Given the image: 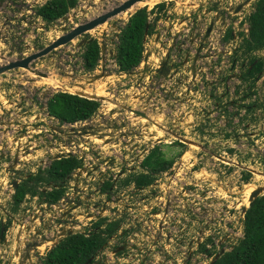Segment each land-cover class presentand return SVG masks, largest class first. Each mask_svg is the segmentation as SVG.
Masks as SVG:
<instances>
[{"label":"rangeland","instance_id":"374dc122","mask_svg":"<svg viewBox=\"0 0 264 264\" xmlns=\"http://www.w3.org/2000/svg\"><path fill=\"white\" fill-rule=\"evenodd\" d=\"M107 1H113L115 4L119 3L117 0ZM164 1L156 0L155 4L147 6L152 8L154 5ZM166 1L169 2L170 18L166 21V15H162V22L158 24L160 30L165 27L171 29L173 27L172 23L180 24V22L185 20L187 12L192 14L191 9L193 8H190L191 6H188V3H186L187 6L185 7L187 9H184V5L179 6L176 5V2H171V0ZM237 1L241 0H195L196 4L200 5L201 3L203 7L208 6L211 8L210 6L216 5L219 12H223L224 8ZM39 2V0H0V36L2 33L8 38L7 41L0 40V54L11 58H18L21 56L20 53L31 54L33 51L40 49L44 43L56 39L57 36L63 33L62 29L64 27L71 29L76 24L85 22L88 18L94 16L93 14L97 13V9L101 4L107 5V3L98 0H80L79 5L71 11L68 19H60L57 23L51 25L36 24L33 31L34 35H29L31 31H25L23 23L28 26L37 23L31 9H34ZM255 3L256 0L247 6L240 16L237 15L236 19H233L238 45L242 40L240 33L243 32L240 31H245L246 28H249L248 18L254 11ZM143 7H146V5L141 4L137 10ZM181 11L182 14L179 21L178 14ZM123 18L125 19L126 17L115 18L108 23L109 25L105 24L100 29L90 33V35L98 39L102 45L110 43L109 39L115 41L114 30L125 24ZM170 24L172 25L171 27ZM35 35L36 38H33ZM67 48L65 46L60 49L62 51L44 57L45 60L42 58L34 66L43 71L53 72L55 74L54 77L67 84L68 82L87 81L89 75L86 76L80 73L81 53L70 57L68 53L65 54L64 52ZM255 52L256 56L264 58V48L255 50ZM57 54L60 55L57 56ZM61 56H63V59L60 58ZM248 56H241L239 63L246 60ZM95 74H100V72ZM210 77V80L204 84L205 87H201L202 90H198V87L193 88L197 92L191 97L189 102H186L187 91L183 86L176 90V102L175 95H167L165 87H159L156 90L152 89L149 93L144 92V85L140 82V85L137 84L140 78L138 79L135 74L124 78L118 75V77L114 76L87 86L92 88V90L98 85L103 86L105 96L107 95L122 106L134 109L143 107L139 103V94L145 93L155 97L153 99L159 106V113L155 114L152 109L149 110V116L153 123L156 122L155 124H151L152 122L147 119L134 117V115L128 114L122 108V115L115 114L112 116L110 115V110L119 108L107 102L101 103V109L92 119L95 125H98L100 121L107 124H111L114 121L120 124L124 120L127 123V127L133 129L138 138L141 139L142 146L139 149L138 158H135V150L128 153L131 166L127 167L125 165L127 174L129 169L132 170V175H138L144 171L148 172L146 168L139 165V161L147 155L149 149L153 146L158 145L165 156L173 160L170 169L156 174L153 184L141 193H136L130 190L131 187H129V189L121 188L111 195V198H120L125 202L139 201L141 198L145 200L139 205L137 212L125 211L124 214H121L116 211L117 206V208L115 207L116 209L113 208L114 205H110L111 208L108 207L107 210L108 219L119 220L120 216H122L123 227L127 226L129 222L130 225L137 227L136 233L140 232L138 237L132 233H127L124 237L110 240V242L114 243L116 239L118 244L128 240V243L133 244L134 253L132 257L130 256V259L134 258L135 255L143 254L147 255L146 262L152 264L150 263L151 260V262L157 264L155 261L157 255V257L164 260L162 263L157 258L160 264H182L181 260L183 259V251L186 244L190 240L195 241L200 233V227H204L202 238L199 237L197 240L201 241V245H204L207 241V248L210 249L211 254L205 255L197 251L193 254L188 264H210L214 253H218L221 248L226 251L231 250L238 243V240L243 237V209L249 206L248 198L251 192L258 187H264V141L262 140L264 136V110H261V112L255 111L253 121L250 119L252 127L249 125L248 130H244L241 127V114L243 113L241 105L235 104L240 101L241 95L235 94L236 92L233 93V85L229 86V92L233 94L225 93L226 95L221 98L220 94L223 90L215 82L213 72H210ZM211 82L213 83L211 84ZM70 88L73 89L74 87ZM256 89H258L257 95L260 99V104H264V84L260 82ZM19 91L22 93H19ZM179 92L185 93L179 95ZM53 93L55 91L49 83L34 81L30 74L21 69L20 71L16 70L10 74L0 76V123H3V120L7 122L10 119V114L6 108H10L13 113L17 107L16 104H12V107L2 104V97L12 103H20L22 96H30L35 99V104L41 108L42 104ZM252 98L253 96L248 99L249 103L253 102ZM231 100L234 101V104H231ZM188 112L190 113L189 115H187ZM15 120L12 131L23 122L18 117ZM27 122L29 121L27 120ZM28 125L29 123L24 124L21 128L18 127L19 132L26 133ZM0 130L1 138V135L7 134L11 131V128H6L5 130L0 128ZM173 134L181 136L179 139L182 140L184 139L183 136H185V139L191 140V144L182 141L183 145H169L172 141L177 140ZM32 136L33 138L29 140L39 146V148L44 147V142L48 144V141L44 138V133H32ZM53 136L50 141L54 143L57 140L58 145L61 142L66 149H69L71 143L75 141L74 144L79 152L83 150L85 145L91 146L93 143L97 144L99 148H103L102 150L110 146L109 144L108 146L104 145L97 138L95 140L75 137L70 134L68 128L62 129L61 133ZM156 137L163 142L157 144L159 140ZM4 139L5 141H1L0 145L2 144L6 150V140L8 138L5 137ZM7 154L9 155V150H7ZM8 161L9 159L7 158L5 162ZM5 162H0V178L4 175L3 164ZM30 166L32 164L24 167L20 175H27ZM246 175H249L247 180H245ZM125 178L122 177L121 180ZM10 198V190L0 181V201L2 202L0 207L5 205L9 208ZM95 203L99 205V209L105 207L102 196L96 197ZM160 210L162 211L161 217L155 219L153 214L160 212ZM116 214H118V217ZM136 215L138 218L133 222ZM164 222H166L165 226H168V228L162 232L158 230V226ZM81 223L83 224L81 228L89 225V221L85 219ZM169 237L172 240L167 245ZM211 239L214 242L213 244L208 242ZM123 256L124 258L128 257L126 253ZM139 257H135L133 262H137ZM124 258L122 257L121 259ZM37 259L40 260V257L38 256Z\"/></svg>","mask_w":264,"mask_h":264},{"label":"flooded vegetation","instance_id":"af4514ba","mask_svg":"<svg viewBox=\"0 0 264 264\" xmlns=\"http://www.w3.org/2000/svg\"><path fill=\"white\" fill-rule=\"evenodd\" d=\"M39 1L40 2L36 4L35 8L31 9L37 23H34L32 26H28L23 23V25H25V31H31L29 35H34L33 31L36 24L49 25L41 16L37 14L36 10L37 7L44 5L47 0ZM245 1L246 0L237 1L224 8L223 12H219L217 9L218 6L216 7V5H212L210 6L211 8H209L208 6L203 7L201 3L200 5L196 4L195 0H171V2H176V5H184V9H187L185 8L187 5L191 6L190 8H193L191 9L192 14L187 12L185 14V20L180 22V24L172 23L173 27L171 29L165 27L161 28L162 30L158 28V24L162 22L161 20L163 19V14L167 17L166 21L169 20V2L165 0L164 2L154 5L152 8H149L148 6L140 8L147 10V21L149 24L154 25V29L152 32L150 31V33H147L145 41V33L148 32V28L146 27L143 39L144 46L142 60L137 66L128 71L120 70L117 53L120 45L121 30H123L125 26L118 28L115 27L117 28V31L114 30L116 40L114 41L113 39H109L111 42L108 44L106 43L102 45L98 39L90 35V32H88L83 33L74 41H71L64 46H60L57 50L53 51V53L56 54L58 51H62L60 49L66 46L68 48L65 49L64 52L65 54L68 53L70 57L73 55L77 56V54L81 53L80 73H82V75L91 76L97 73V71L99 72L102 70L104 75H102V77L98 80L102 82L105 79L114 76L118 77V75L124 78L135 74L138 76V79L140 78L137 84L140 85V83H143L145 89L144 92L149 93L152 89L156 90L159 87H165L167 89L165 90L167 95H175V102L177 100V94H175L177 89L182 86L186 88V102H189L191 97H193L197 92L194 91L193 88L198 87V90H202L201 87H205L204 84H206V82L211 78L210 72H213L215 75V82H217L221 86L219 88L223 90L220 94L221 98L226 95L225 93L233 94L236 92L235 94L241 95L240 101L235 104L241 105V111H243L241 114V127H243L244 130H248L249 125L252 127L250 119L253 121L255 111L261 112V110H264V104H260V99L257 95L258 89H256L260 82L264 84V69L260 72L250 73L253 68L252 63L258 62V60L255 59V61L253 60V62H251V57H255L256 55L255 51H252L246 60L239 63L241 56H246L243 55L241 44L246 38H248L250 29L246 28L245 31H240L243 33H240L242 35V40L238 45V37L234 31L235 22L233 19H236L235 17H237V15L240 16L247 6H249L254 0H251L250 3L244 5L239 12L235 13L236 7L243 4ZM257 1L258 0H256V2ZM79 3L80 0H78L77 5H79ZM186 3L188 4L186 5ZM191 3H193V5H191ZM198 8L201 9L196 10ZM181 14L182 11L178 14L179 21ZM192 15L194 16L192 17ZM172 25L170 24V27ZM211 25L212 30L206 38L205 34ZM72 28L73 27H71V29ZM68 30L70 29H67V31ZM63 33H66V31H63ZM33 38H36V35ZM5 40L7 41L8 38L6 37L4 41ZM93 41H97L99 45V58L94 69L88 71L85 68V52L88 48L87 46H89ZM47 43L49 44L50 42ZM47 43L41 45V48L45 47ZM20 55L21 56L19 57L26 56L22 53H20ZM59 55L60 54H57V56ZM60 58L63 59V56ZM230 58L231 60H229ZM43 60H45V58ZM16 70L20 71L19 68H14L7 74H10L13 71L15 72ZM224 71H226V73H224ZM212 83L213 82H211V84ZM233 85V93H230L229 86ZM89 89L92 90V88ZM19 93L22 92L19 91ZM184 93L179 92V95ZM53 95L54 94L50 95V97ZM93 95L98 96L96 94ZM251 96H253V102L249 103L248 99ZM2 98V104L5 106L12 107V104H16L17 107L13 113L10 108H6L10 114V119L7 122L3 120V123H0V128H3L4 130L6 128H11V131L3 136L1 135L0 138V143L1 141H5V137L8 138L6 140V150L3 148L2 144L0 145V162H5L7 158L9 159L8 162L3 164L4 175L0 178V181H2L5 187L10 190L11 194L9 208L5 205L0 207V264H43V259L53 249L54 244L57 242L58 245L64 239L62 233H66V235H68L70 230L68 225L71 223L79 224L80 221H83V219L89 221V225L83 226V228H80L79 232L76 231L75 234L90 236L91 234L99 231H105L108 226L114 223L118 224L116 232L112 233L107 238L106 243L96 252L95 256L90 258L86 264H149L146 262L147 255L138 254L135 255L134 258L130 259V256L132 257L134 253V246L133 244L131 245L128 243V240L127 242H121L119 244L116 239L114 243L110 242V240H113L114 238L124 237L127 233H132L134 236L138 237L140 232L136 233L135 230L137 227L130 225L129 222L127 223V226L125 225V227H123L124 223L123 220H121L122 216H120L119 220L108 219V207L111 208L110 205H114L113 208L117 206L118 208L116 207L117 209H115L121 214H124L125 211L137 212L139 205L145 201L141 198L139 201L125 202L120 198L113 199L111 198V195L121 188L129 189V187H131L130 190H133L136 193H141L148 188V186L153 184L151 183L148 186L142 187L136 186L135 183L128 185L122 184L124 180H121L122 177L127 178L129 176H134L132 175L133 172L131 169L128 170V174L125 171L126 166H131V162H129L128 159V153L135 150V158H138L139 149L142 146L141 139L138 138V135L133 131V129L127 127V123L124 120L122 122H124L126 128L121 129L119 132L112 129V122L111 124H107L100 121L98 125L92 124V126L99 127L100 131L103 133L113 134L112 137L108 136L111 140L109 148L107 147V149L102 150L103 148L101 149L97 146V144L93 143L91 146L85 145L81 152H79L77 148L76 152H67L61 142L58 145L57 140L52 143L50 139L54 137L53 135L57 136L61 133L63 125L70 123L60 121L59 118L51 115L46 102L42 104L41 108H39L38 105L35 104V99L30 96H22L20 103H12L6 98ZM138 98L140 100L139 103H141L143 107L141 109L129 107L130 110H125L128 114L133 115L132 110H138L149 116L150 109H152L155 114L159 113V106L156 104L155 99H153L155 97L144 93L139 94ZM47 101H49V99H47ZM101 103L102 102L98 103L99 106L96 112L91 116L92 118L90 117L87 120H92L99 112L102 106ZM231 104H234L233 100H231ZM122 114L123 111L120 115ZM161 114H163V112H161ZM189 114L190 113L188 112L187 115ZM16 117L22 119L23 122L19 124L17 128H14V131H12V128L15 125ZM27 120L29 122H27ZM28 123L27 132L20 133L18 127L21 128L24 124ZM32 133H44V138L48 141V144L44 142V147L39 148V146L29 140L33 138ZM173 136L175 139L177 138V140L172 141L169 145L176 143L183 145L182 141H186L184 143L188 142V144H191V140L185 139V136H183V140L179 139L181 136H177L176 134H173ZM156 138L158 139V137ZM158 140L157 144H161V142H163L160 138ZM262 140L264 141V136ZM122 144L124 146L123 148ZM104 145L108 146V144ZM157 147L159 146L157 145L151 147L149 152ZM7 150H9V155L7 154ZM149 152L146 156L142 157L141 161H139V165L141 167L142 162L148 156ZM68 157H73L78 160L76 168H74L69 175L59 182H39L36 185L34 179L38 175L46 176V171L55 161ZM31 164L32 166L29 167L27 175H20L24 167ZM142 173L152 174L149 171H144ZM28 180V186L36 185V192L34 194L29 191L26 192L23 200L16 204L14 199L16 190L21 184ZM69 184L74 186L75 191L74 193L71 192L70 197L67 199L73 198L74 194L77 202L76 204H71V206L78 207L71 209L70 206L68 210L64 209L63 213H59L56 209L51 207L60 203L61 200L66 199L69 192V189H66V187ZM62 186L64 187V192L59 200L51 201L47 199L45 195L47 192H52L55 189H61ZM263 194L264 193L261 195ZM99 196L103 197L105 204V207L100 209L98 208L99 205L95 203L96 197ZM1 203L2 202L0 201V205H2ZM247 208H249V206ZM247 208L244 209L247 210ZM47 209L49 210L45 214ZM161 213V210L160 212L154 213V218H160ZM71 214L75 216V219H71ZM244 215L245 213H243V219ZM116 216L118 217V214H116ZM137 218L138 216L136 215L133 222H135ZM150 222H152V220H150ZM145 224H147V222H145ZM165 224L166 222L160 224L158 226V230L163 232L167 229L168 226H165ZM203 230L204 227H200V233L198 234L196 240H190V242L186 244L185 251L187 258H191L195 252L199 251L201 246L205 247L202 253L205 255L208 254L210 249L207 248V241L204 245H201V241L199 242V240H197L199 237L202 238ZM103 235H105V233ZM170 240H172L171 237H169L167 245L170 244ZM36 243L37 246L30 247V245ZM211 243H214L213 240ZM192 248L195 249H193V252L190 255ZM222 249L224 248H221V250ZM125 253L129 258H124L123 255ZM218 253H214V256ZM38 256L40 257V260L37 259ZM137 256H140L137 259L138 261L133 262ZM122 257L124 259H121ZM157 258L159 257L156 255L155 261L157 264H160ZM160 260L162 263L164 262V260ZM150 263L154 264L151 260Z\"/></svg>","mask_w":264,"mask_h":264},{"label":"trees","instance_id":"16d2710c","mask_svg":"<svg viewBox=\"0 0 264 264\" xmlns=\"http://www.w3.org/2000/svg\"><path fill=\"white\" fill-rule=\"evenodd\" d=\"M78 0H47L44 5L36 8L37 14L49 25L56 23L69 14L78 5ZM147 10H138L128 21L121 32L120 45L118 50V63L121 71H128L137 66L142 60L143 39L146 27L148 32L154 29L147 21ZM250 33L241 44L243 55H249L255 50L264 48V0H258L255 11L249 16ZM149 26V27H148ZM85 52V68L88 71L94 69L99 58V45L97 41L90 43ZM258 60L252 63L253 68L250 73L260 72L264 69V58L259 56L251 57ZM254 60V61H255ZM98 101L89 100L73 94L58 92L48 101V108L51 115L66 123H75L89 119L98 108ZM92 118V117H91ZM179 144V143H176ZM175 144V145H176ZM173 160L168 159L160 147L151 150L142 162V167L152 174H139L129 176L123 180L122 184L135 183L136 186H148L155 181V174L167 171L172 166ZM78 160L73 157L55 161L46 171V176L38 175L34 181L39 182L55 181L59 182L69 175L76 168ZM249 175L245 176L247 180ZM29 180L21 184L14 196L16 204L21 202L26 192L35 193L36 185L28 186ZM64 192V187L47 192L48 200L57 201ZM118 224L114 223L105 231H99L84 236L83 234H73L64 238L54 247L43 259V264H86L90 258L106 243L107 238L114 232ZM105 233V235H103ZM208 240V242H211ZM205 247L201 246L200 252ZM211 254V251H208ZM215 264H264V194L256 198L249 204L243 219V237L231 250L224 254Z\"/></svg>","mask_w":264,"mask_h":264},{"label":"water","instance_id":"95a60500","mask_svg":"<svg viewBox=\"0 0 264 264\" xmlns=\"http://www.w3.org/2000/svg\"><path fill=\"white\" fill-rule=\"evenodd\" d=\"M96 1V0H92ZM100 2L107 3V5H100L97 9V13L93 14L94 16L88 18L85 22L76 24L72 29L67 31V28H63V31L66 33L60 34L56 37V39L52 40L48 45L45 47H42L40 49H37L33 51L31 54L26 55L25 57H18V58H11L8 56H3L0 54V76L7 74L10 70H13L14 68H19L26 73L30 74L34 81H45L49 83L52 86V89L55 92H65L73 95H78L87 99H91L98 102H107L110 103L112 106L118 107L119 109H113L110 110V114L114 116L115 114H121L122 109L128 110L129 108L127 106L123 107L122 105L118 104L115 100L112 98L106 96H95L94 93H89L86 91V89H89L87 87L88 85L94 84L97 82L102 75H104V72H100V74H95L89 76V79L87 81L83 82H62L57 77H54V73L50 71H43L39 69L38 67L34 66L39 60H41L44 57H48L50 54L53 53V51L57 50L60 46H64L67 43L74 41L79 36H81L83 33H92L95 32L96 29L102 27L105 24H108L110 21L114 20L117 17H126L123 18V21L125 24L130 20V18L136 13L137 8L136 4L143 0H117L119 3L115 4L113 1H107V0H98ZM251 0H246L243 4L236 7L235 13L239 12L244 5H247L250 3ZM156 2H154L155 4ZM147 6V5H146ZM71 13V12H70ZM67 14L62 19H68V17L71 14ZM125 15V16H124ZM126 21V22H125ZM57 23V22H56ZM55 24V23H54ZM6 25V24H5ZM212 30V25L208 28L205 37L207 38ZM6 36H4L1 33L0 40L4 41ZM147 38V32L145 33V41ZM103 47V46H102ZM145 61V57H144ZM97 73H99L97 71ZM49 79V80H46ZM70 87H74L73 89ZM51 97L49 96L48 99ZM112 109V108H111ZM121 110V111H120ZM130 110V109H129ZM134 117H140L145 118L147 120H150L149 116H147L146 113H143L138 110H132ZM89 121V122H88ZM79 121L71 124H65V126H62L61 129L68 128L70 131V134H73L75 137H82L84 139H99L101 143L109 144L111 140L108 138L112 137V133H103L100 131L99 127L92 126L93 121ZM112 129L117 130L118 132L121 129H125L126 125L124 123L118 124L116 122H112ZM75 142V141H74ZM63 154V153H62ZM71 156V155H69ZM16 186V184H15ZM264 192V187H258L254 189L251 194L249 195L248 202L249 204L254 201L256 198L261 196V194ZM78 206H71V209H75ZM246 209H244L243 213H245ZM66 212V211H65ZM73 230H69L68 235L66 233H62L63 237L70 236L72 234ZM62 240V239H61ZM57 245V242L54 244L53 248ZM37 246L36 244L30 245V247ZM122 249V248H121ZM225 249H222L218 254L215 255L213 260L210 262V264H215V262L224 254ZM192 254V251H190V255Z\"/></svg>","mask_w":264,"mask_h":264},{"label":"built area","instance_id":"2783aa9c","mask_svg":"<svg viewBox=\"0 0 264 264\" xmlns=\"http://www.w3.org/2000/svg\"><path fill=\"white\" fill-rule=\"evenodd\" d=\"M85 121H88V120H85ZM84 121V122H85ZM93 121V120H92ZM89 122V121H88ZM57 123H58V121H57ZM63 126H65V125H63ZM76 145L74 144V141L71 143V147L69 148V149H66V151L67 152H76ZM62 153V152H61ZM68 189H69V192H68V194H67V196H66V199H64V200H61V202L60 203H57L56 205H54L53 207H51V208H53V209H56L59 213H63V210L64 209H66V210H68L69 209V207L71 206V204H76V202H77V200H76V198L74 197V194H73V198H70V199H67V198H69L70 197V193L71 192H73L74 193V191H75V189H74V186L72 185V184H69V187H68ZM55 207V208H54ZM50 209V208H49ZM49 209H47L46 211H45V214H46V212L49 210ZM48 216H49V214H48ZM71 216V219H75V216H73V214H71L70 215ZM68 219V218H67ZM81 219H82V217H81ZM82 221H80V223L79 224H75V223H71V224H69L68 225V228H70L71 230H77V231H79V229L81 228V225H83L82 223H81ZM67 226V225H66ZM186 252H184L183 253V259L181 260L182 262V264H185V259H186Z\"/></svg>","mask_w":264,"mask_h":264},{"label":"bare ground","instance_id":"6f19581e","mask_svg":"<svg viewBox=\"0 0 264 264\" xmlns=\"http://www.w3.org/2000/svg\"><path fill=\"white\" fill-rule=\"evenodd\" d=\"M156 0H143L141 2H139L138 4H136V7H139L141 4L143 5H151L155 2ZM104 26V25H103ZM46 80H49V79H46ZM87 92H91V93H94L98 96H105V91L103 89V86H97L94 90H91V89H86ZM94 91V92H93ZM134 115V114H133ZM160 137V136H159Z\"/></svg>","mask_w":264,"mask_h":264},{"label":"clouds","instance_id":"9594fccd","mask_svg":"<svg viewBox=\"0 0 264 264\" xmlns=\"http://www.w3.org/2000/svg\"><path fill=\"white\" fill-rule=\"evenodd\" d=\"M72 10H73V9H72ZM72 10H71V11H72ZM138 10H139V9H138ZM138 10H137V11H138ZM137 11H136V12H137ZM127 23H128V22H127ZM126 25H127V24H124L123 26H126ZM123 26H122V27H123ZM121 31H122V30H121ZM101 47H102V46H101ZM117 53H118V52H117ZM99 72H102V70L99 71ZM60 92H62V91H60ZM55 93H58V91L55 92ZM55 93H53V94H55ZM64 93H65V92H64ZM138 99H139V98H138ZM46 103L48 104V101H46ZM128 108H129V107H128ZM110 115H111V114H110ZM149 118H150V116H149ZM142 119H145V118H142ZM148 121H150V122L153 123V120H151V118H150V120H148ZM154 124H155V123H154ZM68 187H69V185H67L66 189H67ZM76 231H77V230H73V232H72L71 235L75 234ZM78 232H79V231H78ZM66 237H67V236H66ZM64 238H65V237H64ZM193 249H195V248H192V249H191L192 252H193ZM183 252H186L185 249H184ZM225 252H226V251H225ZM185 255H186V254H185ZM213 256H214V255H213ZM214 257H215V256H214ZM214 257H213V258H214ZM35 259H36V258H35ZM191 259H192V257H191V258H187V257H186V259H185V264H188V263L190 262ZM212 260H213V259H212ZM36 262H37V259H36ZM37 264H38V263H37Z\"/></svg>","mask_w":264,"mask_h":264}]
</instances>
